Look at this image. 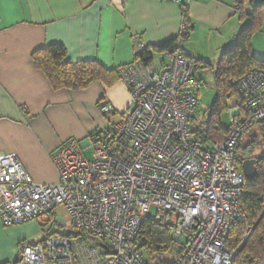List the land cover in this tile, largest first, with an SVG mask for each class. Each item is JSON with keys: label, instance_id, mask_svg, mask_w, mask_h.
<instances>
[{"label": "built area", "instance_id": "built-area-1", "mask_svg": "<svg viewBox=\"0 0 264 264\" xmlns=\"http://www.w3.org/2000/svg\"><path fill=\"white\" fill-rule=\"evenodd\" d=\"M194 1L170 0L180 10ZM187 28L182 25L167 65L157 55L147 65L135 59L118 70L129 96L127 110L104 139L69 138L51 152L56 184L34 183L15 153H0L2 226L31 221L45 226L61 207L69 229L80 234L45 235L25 244L15 264H147L140 251L145 245L141 227L166 214L174 238L193 231L174 264H233L254 229L240 205L246 180L239 164L247 156H238L237 147L253 125L264 121V72L252 70L230 83L235 94L227 95L226 133L203 147L189 128L201 80L178 48ZM144 49L136 45V55ZM110 111L108 105L102 108ZM87 148L89 160L83 155ZM260 201L264 212V198ZM235 224L243 227L241 242L229 251L228 233Z\"/></svg>", "mask_w": 264, "mask_h": 264}, {"label": "crops", "instance_id": "crops-1", "mask_svg": "<svg viewBox=\"0 0 264 264\" xmlns=\"http://www.w3.org/2000/svg\"><path fill=\"white\" fill-rule=\"evenodd\" d=\"M263 3L195 0L187 8L186 40L215 39L219 55L210 63L181 47L183 55L214 65L246 25V15ZM182 25V12L170 0H0V153H15L34 183L56 184L51 152L69 138L110 134L128 108L120 80L111 87L95 82L83 90H53L33 64L34 51L60 45L69 63L95 61L120 69L135 60L136 45H162L176 38ZM161 59L167 65V57ZM107 105L111 111L102 112ZM39 226L0 222V264L17 263L23 245L40 241Z\"/></svg>", "mask_w": 264, "mask_h": 264}, {"label": "trees", "instance_id": "trees-1", "mask_svg": "<svg viewBox=\"0 0 264 264\" xmlns=\"http://www.w3.org/2000/svg\"><path fill=\"white\" fill-rule=\"evenodd\" d=\"M184 24H187V8L181 10ZM264 3L254 7L246 15V25L235 35L233 45L228 48L218 58L217 62L208 64L202 61H193L195 69L198 64H203L204 68L213 69L214 100L207 109V117L204 122H199L192 129L189 121V128L193 136L201 141L205 148L218 143L223 139L227 128L220 122V116L227 109V95L233 93L230 83H234L252 70L264 72V59H256L251 52L250 39L255 26H259L263 19ZM258 27H256L257 29ZM259 30V29H258ZM188 28L186 31V38ZM186 40V39H185ZM177 37L159 46L146 47L144 51L135 55V59L140 60L144 65L153 61L154 56H166L171 58L172 52L177 48ZM184 42V41H183ZM182 44L178 47L181 49ZM182 50V49H181ZM31 59L36 69L41 71L48 80L53 90L65 89L77 91L86 89L91 84L97 82L104 87H111L119 81L117 69H105L95 61H85L69 63L66 61V52L60 45H50L34 51ZM264 133V121L258 123ZM249 132V131H248ZM98 140L104 139L106 133L100 132L91 134ZM240 144V143H239ZM253 141L248 148L253 147ZM240 146L237 147V152ZM249 157V156H247ZM240 166V164H239ZM264 198V156L258 157L256 174L251 182L245 181L242 186L241 208L247 216V222L254 226L252 234L237 252L233 264H253L264 260V212L262 211L261 198ZM169 214L161 217L158 221L146 220L141 227V236L145 242L140 250L147 264L153 258L158 260L157 264H174L181 259L185 244L179 243L171 238V229L168 224ZM243 227L239 224L233 225L229 229L227 247L229 251H235L241 242ZM191 236L193 231L186 232ZM60 235L75 237L80 235L77 231L69 230ZM91 241L101 247L95 240ZM164 255V259H158V255ZM173 257V260H170Z\"/></svg>", "mask_w": 264, "mask_h": 264}, {"label": "rangeland", "instance_id": "rangeland-1", "mask_svg": "<svg viewBox=\"0 0 264 264\" xmlns=\"http://www.w3.org/2000/svg\"><path fill=\"white\" fill-rule=\"evenodd\" d=\"M262 16L263 19L261 20L260 25L255 26V30L252 32L250 39L252 55L259 60L264 59V14H262ZM256 27L258 28L256 29ZM216 43L217 40L215 39L209 40L206 38V36L201 35L199 39L185 40L182 43V47L186 51L195 53V55L197 56L194 57H204V59H210L209 60L210 63H214L215 60L217 59V56L219 55L214 53V46H216ZM200 64H198V71L196 75L197 77L199 76L201 78L202 82H201V88L199 89L198 92L199 105H198V109L196 110L197 114H195V119L192 120L190 123V127L192 129L199 122L200 123L204 122V120L207 117V109L212 104L215 95L213 88L212 69L202 68ZM220 122L223 125V127H226L228 125L229 123L228 112H224L220 116ZM110 128H112V124ZM252 141L254 145L251 149H249L248 145ZM239 146L240 148L239 151L237 152L238 156L244 155V156H251L254 158L264 156V133L262 132L260 125L258 124L253 125L252 128L249 130V132L245 133L242 136ZM83 155L87 160L91 159V151L88 148L87 150H83ZM150 214L151 216L154 214L153 210H151ZM60 223H64L66 224V226L63 228H58L57 225ZM68 224H69V217L67 213L63 210V208L57 207L50 215L49 222H47L45 226H39V231H38L39 235L37 239H42L45 235L67 232L70 230ZM171 238L176 239L181 244H185L188 239V234L184 233L182 234V236L174 238L173 232L171 231ZM158 259L163 260L164 255L159 254ZM170 260H173V257ZM149 263L157 264L158 260L156 258H153L151 261H149Z\"/></svg>", "mask_w": 264, "mask_h": 264}, {"label": "water", "instance_id": "water-1", "mask_svg": "<svg viewBox=\"0 0 264 264\" xmlns=\"http://www.w3.org/2000/svg\"><path fill=\"white\" fill-rule=\"evenodd\" d=\"M258 158L247 157L242 159L240 164V170L247 182H251L256 174V165ZM197 224L193 225V229H196Z\"/></svg>", "mask_w": 264, "mask_h": 264}, {"label": "flooded vegetation", "instance_id": "flooded-vegetation-1", "mask_svg": "<svg viewBox=\"0 0 264 264\" xmlns=\"http://www.w3.org/2000/svg\"><path fill=\"white\" fill-rule=\"evenodd\" d=\"M249 157H251V156H249Z\"/></svg>", "mask_w": 264, "mask_h": 264}]
</instances>
